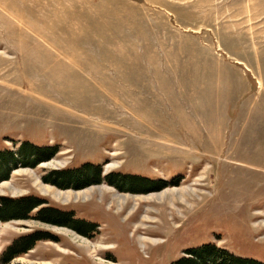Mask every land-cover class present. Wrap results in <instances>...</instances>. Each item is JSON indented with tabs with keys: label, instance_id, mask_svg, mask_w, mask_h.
<instances>
[{
	"label": "rangeland",
	"instance_id": "374dc122",
	"mask_svg": "<svg viewBox=\"0 0 264 264\" xmlns=\"http://www.w3.org/2000/svg\"><path fill=\"white\" fill-rule=\"evenodd\" d=\"M22 143L57 151L0 178V198L44 200L0 220V264H177L208 244L264 264V0H0V152ZM85 164L99 183L44 180ZM181 187L188 202L140 199ZM45 206L88 234L37 220Z\"/></svg>",
	"mask_w": 264,
	"mask_h": 264
},
{
	"label": "trees",
	"instance_id": "16d2710c",
	"mask_svg": "<svg viewBox=\"0 0 264 264\" xmlns=\"http://www.w3.org/2000/svg\"><path fill=\"white\" fill-rule=\"evenodd\" d=\"M56 148L49 146H35L32 144L22 143L18 153L12 151L0 152V161L6 165V171L0 175V178H5L8 175L10 167L16 160L23 166L33 167L41 161L48 160L56 153ZM19 156V158H17ZM21 159V160H20ZM117 178V181H114ZM100 169L85 164L82 168L67 169L54 171L52 174L45 176L46 182H52L61 188H81L89 184H97L100 182ZM138 180L137 177L115 176L107 177V181L121 190L128 191H146L150 189L160 188L153 182L143 181V185L132 186L131 181ZM42 199L28 196L19 199L0 198V220H9L17 218H28L29 212L41 203ZM70 213L62 212L56 208H41L37 213V220L45 222L49 225L68 226L78 231L82 235H87L90 229V224L80 220H72ZM46 237L45 234L37 233L30 236H22L15 240L13 244L6 250L4 260L9 262L15 256L26 252L33 246L35 241L41 240ZM48 237V236H47ZM188 257L183 258L177 264H261L253 260H241L228 254L223 249H218L215 245H205L202 249L190 250L186 253Z\"/></svg>",
	"mask_w": 264,
	"mask_h": 264
},
{
	"label": "bare ground",
	"instance_id": "6f19581e",
	"mask_svg": "<svg viewBox=\"0 0 264 264\" xmlns=\"http://www.w3.org/2000/svg\"><path fill=\"white\" fill-rule=\"evenodd\" d=\"M9 187L10 188H12L13 190L15 189L12 185H9ZM91 190V189H90ZM189 190H192L191 188L189 189ZM44 191H46V190H44ZM193 192H194V190H192ZM188 192V188H183V187H181L180 189H169V190H164V191H161V192H158V193H152V194H150V195H147V196H145V197H141L140 199H142V200H150V199H152V198H156V199H163V198H165V196L166 195H170V196H172V197H174L175 195V193H178L179 194V197L182 199V200H184V201H186V202H188L187 200H186V198H183V196H184V194L185 193H187ZM68 194V193H67ZM67 194H65L64 193V195H63V197H64V199L66 200L67 198H68V195ZM78 194L79 193H76L75 194V198L78 196ZM82 194H83V196L84 197H86L87 195H88V193H87V191H84V192H82ZM56 195H57V197L58 196H61V193H59V192H57L56 193ZM114 196H116V197H118L121 201H124L127 197H126V195H119V194H114ZM134 203H136V200H135V202ZM148 209H149V206L147 207ZM135 209V208H134ZM139 209L140 208H138L136 211H135V213L137 212V211H139ZM160 213V212H159ZM138 215V214H137ZM155 217L156 216H154L153 214H149V213H147V212H144L142 215H141V220L139 221L140 223H139V225L140 226H143L144 224H146L145 222H147V220H151V219H155ZM159 221V220H158ZM160 222V221H159ZM149 223V222H148ZM162 223L163 222H160V226H162ZM163 227V226H162ZM75 239L77 238V237H74ZM138 240H139V242L142 244V245H144V243H145V241L146 240H150L151 242H154V243H156V240L158 239V237H156V236H149V235H147V234H145V235H142V234H140L139 236H138ZM82 241V240H81Z\"/></svg>",
	"mask_w": 264,
	"mask_h": 264
},
{
	"label": "flooded vegetation",
	"instance_id": "af4514ba",
	"mask_svg": "<svg viewBox=\"0 0 264 264\" xmlns=\"http://www.w3.org/2000/svg\"><path fill=\"white\" fill-rule=\"evenodd\" d=\"M43 200V199H42ZM44 201V200H43ZM43 204V203H42ZM42 204H39L38 206H36V207H34V208H37V207H39L40 205H42ZM47 207H49V206H45V207H42V208H47ZM33 208V209H34ZM51 208H53V207H51ZM63 212V211H62ZM65 213H70V212H65ZM71 216V215H70ZM71 219H73L72 217H70ZM20 219H22V218H17V219H13V220H20ZM10 220V219H9ZM12 220V219H11ZM81 221V220H80ZM49 225V224H48ZM37 233H41V234H45L46 236H48V237H50L47 233H42V232H39V231H36ZM31 249V248H30ZM29 250V249H28ZM27 250V251H28ZM20 255V254H19Z\"/></svg>",
	"mask_w": 264,
	"mask_h": 264
}]
</instances>
